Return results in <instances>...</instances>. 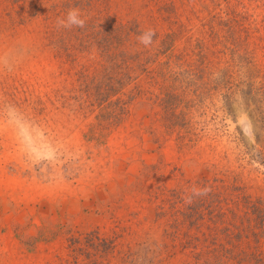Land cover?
I'll return each mask as SVG.
<instances>
[{
    "label": "rangeland",
    "instance_id": "374dc122",
    "mask_svg": "<svg viewBox=\"0 0 264 264\" xmlns=\"http://www.w3.org/2000/svg\"><path fill=\"white\" fill-rule=\"evenodd\" d=\"M119 25L264 82V0H0V264H264L230 212L264 200V114L218 102L192 136L136 102L117 128L116 97L87 99Z\"/></svg>",
    "mask_w": 264,
    "mask_h": 264
},
{
    "label": "trees",
    "instance_id": "16d2710c",
    "mask_svg": "<svg viewBox=\"0 0 264 264\" xmlns=\"http://www.w3.org/2000/svg\"><path fill=\"white\" fill-rule=\"evenodd\" d=\"M221 21V26H227L228 21L222 19ZM118 27L117 35L111 41L110 47L99 53L98 61L103 73H108L107 81L105 83L103 79L96 88L91 89L87 99L89 101L94 97L96 102L107 103L111 97H116L115 102L109 101V107L112 109L111 116L117 128L120 127L123 117L128 114V106L136 102L150 110V116L156 123L161 122V116H165V120L169 122L168 128L172 129L175 120H178L181 123L179 129L191 128V133L195 126L203 124L202 121H195L203 119L210 105L214 107L218 102H225L229 107L240 106L248 113L254 109L260 114L261 110V114H264V82H261L258 88L253 82V76L241 79L231 66L220 69V64H213L210 61L213 52H210L209 58L206 55L208 64L194 69L184 52L168 54L170 47L163 40L159 42L160 33L154 32L150 45L140 46L138 39H132V29L124 25ZM136 37L139 35L136 34ZM199 71L201 75H198ZM179 77H184L186 81L179 84ZM148 86L151 90L147 88ZM242 88L247 89L244 103L239 102ZM93 90L95 93H92ZM192 136L195 134L192 133ZM189 141H194L193 137ZM224 188L227 191L239 192L234 186L225 185ZM203 194L204 191L200 196ZM217 195L209 191L206 203ZM240 198L237 207L244 203L245 217H239L235 209L230 211L231 226L233 229L237 228L235 221L236 223L239 221L240 225L241 223L246 225L244 232L259 244L260 239L264 238V200L249 202L243 194ZM225 203L230 205L227 200ZM232 203L235 205V201ZM210 206H213V203ZM200 209L195 211L194 222L204 219ZM225 222L227 223L226 220ZM249 258L256 264L262 263V258L256 256ZM199 262L200 260L194 264ZM202 264L210 263L203 261Z\"/></svg>",
    "mask_w": 264,
    "mask_h": 264
},
{
    "label": "clouds",
    "instance_id": "9594fccd",
    "mask_svg": "<svg viewBox=\"0 0 264 264\" xmlns=\"http://www.w3.org/2000/svg\"><path fill=\"white\" fill-rule=\"evenodd\" d=\"M85 20L81 18V13L79 9H70L67 13L66 19H58V27L71 28L73 26L83 28L85 27ZM155 33L152 30L144 32L141 36L138 37V40L144 45H150L152 43V38ZM196 191V190H194ZM206 191V190H205ZM196 194H201L197 192Z\"/></svg>",
    "mask_w": 264,
    "mask_h": 264
}]
</instances>
